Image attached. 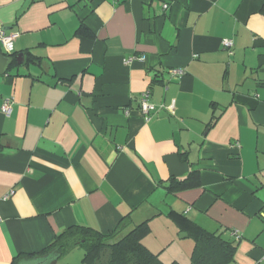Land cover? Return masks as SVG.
<instances>
[{
    "label": "crops",
    "instance_id": "crops-1",
    "mask_svg": "<svg viewBox=\"0 0 264 264\" xmlns=\"http://www.w3.org/2000/svg\"><path fill=\"white\" fill-rule=\"evenodd\" d=\"M7 27L24 62L0 75V264L127 218L161 225L162 246L201 229L237 243L231 264H264V0H0Z\"/></svg>",
    "mask_w": 264,
    "mask_h": 264
},
{
    "label": "trees",
    "instance_id": "trees-1",
    "mask_svg": "<svg viewBox=\"0 0 264 264\" xmlns=\"http://www.w3.org/2000/svg\"><path fill=\"white\" fill-rule=\"evenodd\" d=\"M77 33L89 35L84 26H81ZM12 56H15L14 53ZM29 61L38 62L36 58H31ZM199 184V177L193 173L189 178L173 180L169 190L179 192L197 187ZM180 221L184 225L190 226L187 219L181 218ZM129 225V218L124 219L118 228L109 234H103L95 229L82 226L67 228L56 237L48 248L33 257L39 260H47L46 264H55L72 249L80 247L85 249L81 264H97L102 253L106 250L110 251L107 264H166L158 254L153 253L143 243V240L151 232L149 220L125 233ZM192 235L195 244L189 264H231L233 262L238 248L236 242L228 241L220 235L201 229L194 230L191 232ZM170 264L180 263L172 262Z\"/></svg>",
    "mask_w": 264,
    "mask_h": 264
},
{
    "label": "rangeland",
    "instance_id": "rangeland-1",
    "mask_svg": "<svg viewBox=\"0 0 264 264\" xmlns=\"http://www.w3.org/2000/svg\"><path fill=\"white\" fill-rule=\"evenodd\" d=\"M150 232V249L154 252H160V259L166 263H172L174 259L179 260L180 264H189L191 262L192 252L195 244L194 236L188 238L182 237L185 233H179L176 236V241L170 244L161 245L162 227L161 225H152ZM168 230V227H167ZM171 230V229H170ZM172 231L164 233L170 234ZM167 238V236L165 237ZM156 249V250H155ZM85 255L84 248H74L58 260L57 264H81ZM110 258V251L106 250L102 253L101 259L97 264H107Z\"/></svg>",
    "mask_w": 264,
    "mask_h": 264
},
{
    "label": "built area",
    "instance_id": "built-area-1",
    "mask_svg": "<svg viewBox=\"0 0 264 264\" xmlns=\"http://www.w3.org/2000/svg\"><path fill=\"white\" fill-rule=\"evenodd\" d=\"M165 9H168V5L164 6ZM19 37L18 33H8L5 32L3 29H0V47L3 50V52L6 55H12L15 51V41ZM223 46L224 48L229 52L230 55H233V48H234V42L231 39H225L223 40ZM135 58H132L129 60L132 61ZM140 60H143V57L139 58ZM172 75L175 77H181L184 74V70L181 69H174L172 70ZM150 91H145L141 95L140 99V109L142 113L144 114L145 120H150V114L151 112H154L157 110V106L152 104L150 102ZM12 99H7L5 100L1 111L3 114L9 116L12 113ZM173 105L170 106L169 109L173 111ZM0 221H1V216H0Z\"/></svg>",
    "mask_w": 264,
    "mask_h": 264
},
{
    "label": "water",
    "instance_id": "water-1",
    "mask_svg": "<svg viewBox=\"0 0 264 264\" xmlns=\"http://www.w3.org/2000/svg\"><path fill=\"white\" fill-rule=\"evenodd\" d=\"M11 27L3 28L5 32L11 30ZM17 61L19 64H23L24 62V55L19 54L17 56L6 55L0 47V75L7 74L9 68L12 66L14 61ZM47 260H40L35 262L34 264H46Z\"/></svg>",
    "mask_w": 264,
    "mask_h": 264
}]
</instances>
